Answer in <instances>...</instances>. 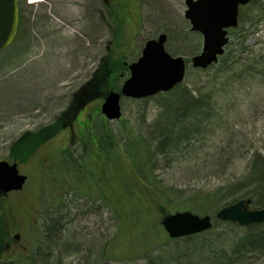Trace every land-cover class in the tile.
<instances>
[{"label": "rangeland", "instance_id": "obj_1", "mask_svg": "<svg viewBox=\"0 0 264 264\" xmlns=\"http://www.w3.org/2000/svg\"><path fill=\"white\" fill-rule=\"evenodd\" d=\"M17 5L16 34L0 49V160L11 159L10 145L23 133L55 126L60 117L62 121L75 92L92 77L106 53L118 62L108 91L119 89L129 76L123 62L135 61L145 41L161 33L166 35L165 50L187 62L182 84L204 105L192 114L186 112V117L185 111L177 115L169 111L168 94L121 97V117L109 121L96 114L108 91L84 101L79 119L94 114L93 132L101 144L97 152L92 148L88 178L85 171L75 173L63 163L64 151L75 161L82 150L73 146L77 141H70L68 129L58 130L40 144L42 151L31 150L29 159L19 163L28 179L21 191L11 195L17 205L0 225V241L18 231L21 241L16 247L21 249L22 243L29 247V264H204L193 254L191 263L182 258L184 253L190 257L184 249L179 255L169 254L184 244L182 240L158 237L148 246L140 242L141 233L149 235L141 212L158 215L151 190L160 191L142 182L132 164L136 157L125 153L122 144L130 135L147 141L151 175L169 192L166 211L194 208L213 216L243 189L228 185L243 176L251 156L264 155V71L250 78L240 73L238 63L218 73L216 67L195 70L190 58L201 51L202 35L191 30L184 16L185 0H17ZM242 14L238 29L229 32V48L240 55L242 44L244 50L264 54V0H252ZM178 115L184 117L182 124L190 120L193 124L175 144L157 152L156 129L169 127ZM85 137L91 138L88 129ZM87 143L85 150L93 146L91 140ZM114 147L120 153L117 164L104 158L116 157ZM46 152L51 153L48 160ZM99 165L103 176L98 174ZM11 218L13 223L22 221L19 227L12 226ZM215 223L207 230L214 235L224 228ZM8 224L13 227L9 233ZM232 230L234 236L242 232L237 224ZM258 244L262 250L264 240ZM236 264H264V254L246 255Z\"/></svg>", "mask_w": 264, "mask_h": 264}, {"label": "trees", "instance_id": "obj_2", "mask_svg": "<svg viewBox=\"0 0 264 264\" xmlns=\"http://www.w3.org/2000/svg\"><path fill=\"white\" fill-rule=\"evenodd\" d=\"M252 2V0L250 1ZM242 9L239 11V21H242ZM238 29V26L235 28ZM240 31V29L238 30ZM232 32V31H231ZM241 48L239 49L241 51L240 55H235L233 48L230 47V44L226 46V50L224 54L219 57L218 61L211 66L205 68V69H195L197 71H208L211 68H215V73H218L220 70L230 67L231 63L239 64L237 68L240 70V73L242 74H248L250 78L256 77L260 75L262 71H264V66L262 65V70L258 68L259 64L264 63V54L260 52H253L252 49H246L244 50V46L241 44ZM241 64V65H240ZM118 66V62L115 60H112L108 53L103 56L98 68L93 73L92 77L88 80V82L83 85L77 92L74 94V101L76 103L74 105L71 104V106L66 109L62 113V121L61 117L58 118L59 122L55 126L50 125L47 127H44L40 130H38L35 133H29V134H23L19 139H17L12 147H11V154L13 158H17L18 160L26 159L30 157L31 150H35L40 146L41 143L45 142L46 139L54 135L58 130H60L66 123L70 122L73 117L77 114V109L80 107V104L84 101H87L89 98L96 96L103 91L107 92L108 89H110L112 86V74H116V67ZM236 68V66H234ZM231 69V68H230ZM255 73V74H253ZM168 94L169 97L172 100L173 104L172 107L170 106L169 102V111L174 110V114L178 113L181 114V111H185V114H192L197 111V109L200 108L201 105H204L203 100L200 98V96H196L192 90H190L186 85L180 83L177 84L175 87H173L168 92L164 93ZM178 106V107H177ZM187 109H184V108ZM180 112V113H179ZM187 112V113H186ZM188 114L186 117H188ZM177 115V114H176ZM67 117V119H64V117ZM183 116V115H182ZM185 117V118H186ZM193 116H191L192 118ZM184 119V117L176 116L171 120V123H169V127H158L156 129L157 135H156V146L155 150L157 152H164L166 150L167 144H175L176 139L186 133V131L189 129L190 125L193 124V120H190L189 124H182L179 122L180 120ZM189 118V119H191ZM198 121V120H196ZM44 136V138H43ZM29 141L30 144H26ZM88 140H84L83 142H87ZM105 141V140H104ZM107 141H105V145ZM111 145V142H110ZM115 147L117 146L116 143L114 144ZM123 145L124 152L130 153L132 157H136L135 163H133L134 169L137 171L138 174L141 175L142 182L145 184L155 187L159 189V192L154 191V189L151 190L152 196H156L157 198H152V200L157 201V211L158 215H153L152 212L144 213L141 212V220L144 223V229H147L146 232H148V236L144 233H141L140 236V242L143 245L148 246L150 241H155L154 239L158 237L166 238V234L164 233V230L162 229L160 225V217L168 212L166 211L165 201L169 199L167 196L169 192L165 190L163 187L160 186V182L158 179H154L152 177V164H150V156H149V145L147 141L139 136H133L130 135L129 138L125 139ZM109 146V145H108ZM113 146V143H112ZM112 146L110 148H112ZM87 147V146H86ZM106 147V146H105ZM117 155L112 157V155L108 154L104 157L106 160H111L115 164L117 160L120 157L119 151L116 149ZM92 148L89 146V148H85L82 150V155L79 156L78 159L75 161L73 159H70L71 156L69 155L68 151H64L63 155L66 156V161L63 163H66L67 166H71L72 169H74L75 173H78L80 171H85L86 175L88 172V165L87 162L90 159V155L92 153ZM108 149V148H107ZM141 153V157H140ZM65 158V157H64ZM138 158V159H137ZM62 159V157H61ZM77 162V164H76ZM117 164V163H116ZM102 166L99 165L100 169V176L102 175ZM80 169V170H79ZM245 173L241 178L235 180L236 182H231L228 186H235V185H242L241 187L243 189L238 190L237 192L233 193L231 196L230 201L227 203H231L239 198L244 199L246 202H248L249 207H262L264 206V194H258L256 195V192L259 190H264V155L260 152H255L251 158L248 160V164L245 167ZM152 177V178H151ZM88 178V175H87ZM227 186V187H228ZM246 188V189H245ZM236 189V188H232ZM128 192V195H130V192ZM210 196L211 194L207 193V196ZM204 195V197H207ZM255 196V198H253ZM151 199V197H150ZM162 199V201H161ZM204 199V198H203ZM253 199V200H252ZM142 202V201H141ZM141 202L139 203L141 206ZM255 203L254 206H251L250 203ZM148 204L145 202V205ZM0 206H2V201H0ZM113 208V207H112ZM191 210H195L192 208ZM117 214V212H116ZM217 223V226L221 224L224 226L222 230L217 232L215 235L212 231L203 232L200 234H195L191 236H185L182 238H177L173 240H182L183 245L174 248L173 250H169V254H180V252H183L184 249L187 252H190V257L187 253H184L182 255V258H186L189 263L193 261L192 254L196 257L197 261L200 262L201 260L204 261V264H235L238 261L243 260L246 258V255L249 254H264V247L262 250L261 248H258L262 244H258L260 240H264V223L262 224H255V225H248L242 228L241 234L238 236L235 235V231L232 230V226H235V224L229 223V222H220L215 221ZM219 222V223H218ZM0 225H5V214L4 212L0 213ZM214 226V225H213ZM212 226V227H213ZM216 226V227H217ZM214 229V228H213ZM170 240V239H169ZM213 247H216L215 249H212ZM178 261V260H177ZM176 261V262H177Z\"/></svg>", "mask_w": 264, "mask_h": 264}, {"label": "water", "instance_id": "obj_3", "mask_svg": "<svg viewBox=\"0 0 264 264\" xmlns=\"http://www.w3.org/2000/svg\"><path fill=\"white\" fill-rule=\"evenodd\" d=\"M249 0H185V17L191 30L202 35L201 52L191 58L195 68H206L214 63L224 51L228 41L227 28L237 25L238 8ZM18 20L17 0H0V49L13 38ZM166 35L145 41L141 55L128 64L129 76L119 91L106 93L100 111L109 120L121 115L120 98H142L158 92H166L180 83L185 74V62L181 56H171L164 49ZM26 176L18 173L15 164L0 161V193L20 189ZM214 217L240 226L264 222V207L250 209L243 199L220 207ZM161 225L170 238L191 235L209 229L212 219L191 211H175L165 214Z\"/></svg>", "mask_w": 264, "mask_h": 264}, {"label": "flooded vegetation", "instance_id": "obj_4", "mask_svg": "<svg viewBox=\"0 0 264 264\" xmlns=\"http://www.w3.org/2000/svg\"><path fill=\"white\" fill-rule=\"evenodd\" d=\"M82 106L84 107L83 103H81L80 107H78L77 109L78 114H76L70 122L66 123L63 129L65 128L68 129L70 141H74V138H76L77 142L73 143V146L78 145V148H81V150H83L88 145L87 143L83 142L85 140V137L82 135L88 129L91 132L90 139L93 141V146H94L93 148L97 152L98 150L97 147L99 146V143L97 142L95 133H93L94 124L92 120L94 119V114L86 115V117L84 118L85 120L79 119V115L82 111L81 109L83 108ZM96 114H101V113L99 110H97ZM101 118H103L102 114H101ZM12 145L13 143L10 145V148L12 147ZM43 147L44 145H40L38 148H36V150L40 151ZM10 148H9V155L11 152ZM50 156H51V153L46 152L44 160L50 159L51 158ZM28 159L29 157L26 159L18 160L17 158H13V156H11V159L9 160V162L17 163V166L19 168V163H24V161H27ZM19 171L21 172L20 168H19ZM22 189L17 190V191L11 190V191H8L7 193H0V201H2V206H0V213L4 212L5 216H7L15 212L14 208H15V205H17V202H14V200L11 198V195L21 191ZM11 221H12V218H11ZM19 223L16 220V222L13 223L12 226L19 227L18 226ZM13 227H10L8 224L7 226L8 233L11 230H13ZM6 234H7V231H6ZM19 236H20L19 232L16 231L12 236H9V238L8 237L3 238L0 241V264H16L17 257L20 258L18 262L19 264H29L28 255H26V252L28 251L29 247L25 243L21 244L20 246L21 249H19V247H16V244H18V242L21 241Z\"/></svg>", "mask_w": 264, "mask_h": 264}, {"label": "bare ground", "instance_id": "obj_5", "mask_svg": "<svg viewBox=\"0 0 264 264\" xmlns=\"http://www.w3.org/2000/svg\"><path fill=\"white\" fill-rule=\"evenodd\" d=\"M31 2H34V1H42V0H30ZM246 172V171H245Z\"/></svg>", "mask_w": 264, "mask_h": 264}]
</instances>
